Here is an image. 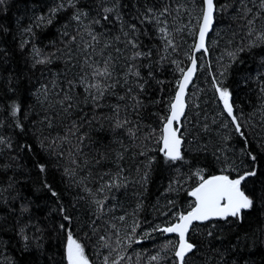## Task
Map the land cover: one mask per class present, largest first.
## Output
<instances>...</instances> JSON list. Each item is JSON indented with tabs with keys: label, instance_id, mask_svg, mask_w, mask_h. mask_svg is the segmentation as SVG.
Listing matches in <instances>:
<instances>
[{
	"label": "trees",
	"instance_id": "16d2710c",
	"mask_svg": "<svg viewBox=\"0 0 264 264\" xmlns=\"http://www.w3.org/2000/svg\"><path fill=\"white\" fill-rule=\"evenodd\" d=\"M61 3L64 7L48 23L50 10ZM73 3L75 7L68 0L0 3V137L6 141L0 145V264H67L68 231L83 245L90 264H104L105 256L111 264L116 253L110 254L109 248L102 247L99 238L105 236L114 244L113 224L120 231L121 248L126 256L121 264H154L149 257L160 252L164 241L175 237L152 232V228L157 224L163 226L174 212L187 209L191 202L187 191L199 182L192 173L203 169L205 177L220 174L225 160L229 164L235 162L241 170L245 164H251L241 152L244 140L223 112L212 84L214 78L229 89L234 113L247 136V150L258 157L257 176L249 177L242 185L253 197L254 207L243 211L242 219L194 225L196 231L190 235L199 251L189 264H264V93L260 91L264 82V44L248 46V28L240 18L244 5L240 0H216L218 6L227 7L216 13L208 37L210 62L207 64L203 54L197 56L200 69L188 92L182 122L184 159L171 164L156 150L160 147L156 133L160 117L167 115L176 80L180 79L173 61L187 67L189 60L185 53L192 38L187 29L174 32L178 50L168 49L165 53L157 31L159 26L141 20L147 8L159 10L168 4L172 10V16L168 17L170 28L195 24L194 0H73ZM178 4L184 5L181 13L175 11ZM246 6L255 13L258 0L255 7L252 0H247ZM104 7L114 9L107 14L109 20L103 19ZM77 9L88 13L87 18L81 16L79 23L72 19ZM41 16L43 23L39 21ZM95 19H100V23H94ZM129 24H136L138 31L133 33ZM255 29L256 32L264 29V16L256 20ZM90 33L96 40H92ZM72 36H76L75 42L71 41ZM129 38L136 41V49L127 44ZM237 49L243 50L233 60L227 53ZM138 50L151 55L131 60ZM45 57L49 63H36L37 58ZM108 58L114 70L108 83L115 80L120 83L105 94L102 107L96 109L85 91L92 81L91 68L85 61L88 64L98 61L102 67ZM130 64L136 65L141 77L137 80L135 76H127L129 83H125ZM85 75L87 80L81 83ZM69 80L74 82L71 91ZM140 83L144 84L143 91ZM129 87L140 101L138 108L133 107L136 101L130 99ZM65 94L74 101L70 112H64L59 103ZM120 96L125 99H119ZM117 104L120 119L128 118L126 128H131L135 137L126 129L114 127L113 107ZM14 105L20 109L15 117ZM85 116L87 120L80 129L87 137L83 145L78 146L73 138L72 145H62L63 156L59 148L53 151L60 143L58 137L66 133L73 121L79 124ZM149 133H153L152 137L145 139ZM23 145H30L31 151ZM70 147L83 149L76 156L79 167L70 163ZM149 158H154L151 163ZM39 164L45 166V172H40ZM65 168L75 169V175L66 174ZM229 173L233 177L237 174L231 169ZM117 174L122 178V186L105 193L109 211L96 220L92 201L99 198L97 189ZM45 185L58 195L53 197ZM170 186L173 190L166 191ZM170 200L174 203L170 204ZM64 215H69L71 222L65 221ZM120 215H126L124 222L118 219ZM137 221L140 226L134 239H140V243L133 242V246L127 247L123 241ZM61 224L68 231L61 229ZM209 231L213 233L211 237ZM145 232L151 235L145 237ZM161 255L164 259L160 264H171L170 253Z\"/></svg>",
	"mask_w": 264,
	"mask_h": 264
},
{
	"label": "snow or ice",
	"instance_id": "6c2138e0",
	"mask_svg": "<svg viewBox=\"0 0 264 264\" xmlns=\"http://www.w3.org/2000/svg\"><path fill=\"white\" fill-rule=\"evenodd\" d=\"M3 0H0L2 3ZM241 4L244 5L241 8V19L245 20V26L248 28L247 35L249 37V47L259 46V44H264V29L259 32H256L255 23L256 20L264 16V0H258V8L256 12H253L252 8H248L246 6L247 0H240ZM253 5L255 7L256 0H252ZM69 5L75 7L73 0H68ZM195 8L197 9L196 15L193 16L195 20V24L177 26L174 28L169 27L168 17L172 16V10L168 4H164V6L156 10L155 8L149 7L147 8L146 13L143 14V19L141 23H155L159 27L157 31L159 33L160 39L163 42V51L165 53L168 52V49H171L172 52H176L178 50V44L176 42L174 32L182 33L187 29L188 34L192 38V43L189 46V51L185 53L187 59L191 62L190 66L187 68L180 67L177 61H173L176 64V67L180 73V79L176 80L175 83V92L174 95L169 99L167 104V115H162L160 117V127L158 129V134L156 135V143L160 145L157 151L161 153L164 157L166 163L175 164L177 161H182L184 159L182 155V144H183V135L181 133V125H182V117H185V109L187 101L185 99L186 89L190 81L193 78V74L197 70V53H203L204 56L209 55L208 46L206 43L208 33L213 30V25L216 19V13L218 11L224 10L227 6H218L216 0H194ZM64 7L63 3L54 6L50 10V18L48 23H51V16H54L57 11ZM184 9L183 4H178L175 11L177 13H181ZM113 8L104 7L103 12L106 14L103 16L104 20H109V13L113 12ZM81 16L87 18L88 13L82 10L77 9V11L73 14L72 19L79 23L81 21ZM119 20L120 17L117 16ZM39 21L43 23L44 17L41 16ZM96 24L100 23V19H95L93 21ZM128 27L131 29L133 33L137 32L136 24H129ZM31 31V29H27ZM255 33V35H254ZM125 36H128V33H124ZM64 35H68L67 32ZM91 35L92 40H96L95 35ZM254 36V38H253ZM71 41H76V36L71 37ZM127 44L131 45V48L136 49L138 47L135 40L129 38L127 40ZM23 47V45H22ZM91 47V45H88ZM87 49H85L86 51ZM243 49H237L236 52L227 53L233 60L236 58V55L239 51ZM119 51V49L117 50ZM36 55L39 57V50H36ZM151 53H144L141 51H135L133 55L130 57L131 60H136L143 58L145 56H150ZM161 59H165V57H161ZM49 58H37V64H46L49 63ZM85 64L91 68V77L92 81L86 85L85 91L88 94V98H90L94 102V107L99 109L102 107L101 100L111 89H113L116 85L120 83L119 80H115L112 83H108L113 76V68L111 66V58L104 60L103 66H99V62H95L94 64H88L87 60ZM128 71L125 77V83H129L127 80V76H135L137 80L141 77V73L138 68L134 64H130L127 66ZM135 69V70H134ZM223 75V73H221ZM87 80V76L81 77V83ZM74 82L69 80V91H71ZM215 92L218 94L219 100L223 104V112L227 114V117L230 118V123L234 127L236 134H238L244 140V146L241 149L243 155H246L248 159L251 160V164H245L244 170H241V167L236 165L235 162L229 164L227 160H225L224 165L221 168L220 174L211 175L205 177L203 169H197L192 173L193 176L197 177L198 183L191 186L187 191V195L191 198V202L188 205L187 209L184 211L174 212L169 219L164 223L163 226L157 224L152 228V232H159L164 236H174L175 239H169L163 242L160 252H157L155 255H151L149 260L154 262V264H160V261L164 259L161 253H170L173 258L171 264H189L191 258L197 254L199 251L197 245L192 242L191 232L196 231L194 228L195 223L204 224L207 226L209 221L214 220H224L227 221L229 218L242 219V213L245 210H250L254 207V199L252 196L246 193L242 185L245 181L248 180L249 177H255L258 174V166L259 161L256 154L252 151L247 150L249 148L247 136L243 131V126L240 123V119L234 113V104L231 102V93L228 88L222 86V82L217 79H213L212 81ZM139 88L141 91L144 89V84L140 83ZM261 93H264V82H262V86L260 88ZM127 93L129 94L130 99L135 100L136 103L133 106L134 109L140 106L139 99L133 94V89L129 87L127 89ZM47 95V92L45 93ZM119 99H125L124 96H120ZM60 106L64 112H70L73 108L74 101L71 95L65 94L62 99L59 100ZM119 109L120 105L117 104L113 107V111L116 115V120L114 127L116 129H126L129 134L133 137L136 136V133L131 128H126V125L130 123L127 117L120 119L119 117ZM19 108L17 106L12 107V115L15 117L19 112ZM47 119V118H46ZM87 120V117H83L81 119V123L77 124L73 121L72 126L67 128L66 133L62 137H58L60 143L56 145V148H53V151H56L57 148L60 149L59 154L61 156L64 155V151L62 148L63 144L72 145L73 138L76 141L78 146L83 145L86 137V134L81 132L80 129L84 121ZM49 127L52 126L51 121L49 120ZM228 126L227 124L225 125ZM17 127H22L20 124H17ZM157 130H153V133H156ZM153 133H149L145 139H150ZM6 141L0 137V145L5 144ZM55 143V142H54ZM7 146L11 147V143L7 142ZM25 150L31 151L30 145L22 146ZM43 147V144L41 145ZM82 147L72 148L70 147L68 150V156L71 158L70 163L79 167V162L76 159L78 154H82ZM141 155H145L144 152L140 153ZM154 158H149V162ZM219 159V158H218ZM40 172H45L46 168L43 164L38 165ZM229 169L236 172L235 177L230 175ZM65 173L70 174L72 176L75 175V169L65 168ZM146 175V174H145ZM121 177L117 174L116 177H113L110 181L103 183L98 189L97 192L100 194L99 198L94 197L92 203L96 206L94 215L96 216V220H100L103 215H105L109 209L106 206V201L108 196L105 194L106 192H111L113 188L119 189L121 184ZM103 180V177H101ZM146 182V181H145ZM174 183L179 184V181H174ZM49 191L53 197H56L58 193L55 190H52L50 186ZM126 186V185H123ZM173 190L170 188L166 191ZM85 191L90 195L91 190L85 188ZM170 204L174 203L173 201H169ZM139 208V205H137ZM62 211H64L62 209ZM167 215V214H165ZM118 219L121 222H124L126 219V215H120ZM64 220L71 222V217L69 215H64ZM96 220L92 222L93 230H96ZM139 222H135L130 230V233L126 234V238L123 243L127 247H131L132 243H140V239H134L136 237L137 229L139 228ZM61 229L68 231L67 226L65 224L60 225ZM114 230L116 240L113 243L109 242V239H106L105 236H100V241L102 242V247L109 248L110 254L116 253L115 257L111 260V264H121L122 261L126 259V256L121 248V240H120V231L113 224L111 225ZM212 227H215L213 225ZM150 232H145L144 236H150ZM208 235L211 237L213 235L212 231L208 232ZM27 240V237H25ZM131 259V257H127ZM139 258V254H138ZM65 259L67 260V264H90L89 259L85 256V250L83 245L73 237L71 231H68L67 235V244L65 247ZM104 264H109V257L105 256Z\"/></svg>",
	"mask_w": 264,
	"mask_h": 264
},
{
	"label": "water",
	"instance_id": "95a60500",
	"mask_svg": "<svg viewBox=\"0 0 264 264\" xmlns=\"http://www.w3.org/2000/svg\"><path fill=\"white\" fill-rule=\"evenodd\" d=\"M213 26H214V25H213ZM211 32H212V31H210V32L208 33L206 43H207V41H208V37H209V35L211 34ZM199 54H203V53H197V56H198ZM204 57H205V60H206V62H207V64H208V62H209V55L204 56ZM190 64H191V62L189 61L187 67H189ZM187 67H186V68H187ZM197 71H198V61H197V70H196V72L193 74V78H192V80L190 81V83H189V85H188V88L186 89V96H185V99L187 98L188 92H189V90H190V88H191V86H192V84H193V82H194V80H195V78H196ZM186 111H187V104H186V109H185V115H186ZM181 119H182V122H183L184 117H182ZM181 130H182V125H181ZM182 146H183V144H182ZM159 153H160V152H159ZM160 154H161V153H160ZM214 221H216V220H214ZM209 222H211V221H209ZM194 225H201V224H199V223H195Z\"/></svg>",
	"mask_w": 264,
	"mask_h": 264
},
{
	"label": "bare ground",
	"instance_id": "6f19581e",
	"mask_svg": "<svg viewBox=\"0 0 264 264\" xmlns=\"http://www.w3.org/2000/svg\"><path fill=\"white\" fill-rule=\"evenodd\" d=\"M201 61V60H200ZM204 62V61H203ZM210 62V61H209ZM188 63V62H187ZM198 69H200V68H198ZM196 79V78H195ZM175 90V89H174ZM188 96H190V95H188ZM188 96H187V99H188ZM191 98V97H190ZM189 101V100H188ZM167 104V103H166ZM190 104V103H189ZM188 107H189V105H188ZM165 113V112H164ZM160 120V119H159ZM159 124V123H158ZM158 127H159V125H158ZM157 129V128H156ZM158 133H156V135H157ZM158 147V146H157ZM158 149V148H157ZM164 240V239H163ZM132 246H133V244H132ZM146 250V248L144 249V251ZM148 252V251H147ZM147 256V255H146ZM142 257V256H141ZM141 257H140V259H141ZM148 257V256H147Z\"/></svg>",
	"mask_w": 264,
	"mask_h": 264
},
{
	"label": "rangeland",
	"instance_id": "374dc122",
	"mask_svg": "<svg viewBox=\"0 0 264 264\" xmlns=\"http://www.w3.org/2000/svg\"><path fill=\"white\" fill-rule=\"evenodd\" d=\"M66 244H67V241H66Z\"/></svg>",
	"mask_w": 264,
	"mask_h": 264
}]
</instances>
